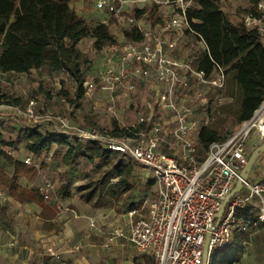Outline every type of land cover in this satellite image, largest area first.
<instances>
[{
    "label": "built area",
    "instance_id": "1",
    "mask_svg": "<svg viewBox=\"0 0 264 264\" xmlns=\"http://www.w3.org/2000/svg\"><path fill=\"white\" fill-rule=\"evenodd\" d=\"M141 1L93 0L94 8L101 13L98 22L109 24L111 15L117 19L123 17L142 34V38L139 41L127 39L122 43L116 40L95 50L101 58V67L93 78H84L81 83L82 93L83 96H89L98 89L113 102L114 96L119 93L126 95L138 83L154 80L164 85V90L157 94L156 103L172 111L174 126L170 134L178 144L177 154L159 148L165 139L150 105L148 112L140 115L135 124L126 126L131 134L120 136L94 126H73L69 113L76 103L74 88L70 91V100L54 92L50 93V99L66 100L65 113L46 108L44 115L39 114L34 97H30L24 107L0 100V111L18 118H28L32 125L66 136L71 141H93L150 170L157 184L156 198L147 205L142 202L128 208L124 222L110 226L103 247H109L121 238L136 252L149 253L152 264H201L205 234L247 161V147L254 148L264 142V98L250 117L236 124L226 139L211 142L204 156L199 157L196 147L199 126L190 117L193 109L183 103V99L175 101L173 97L177 90L188 89L194 82L207 121V109L210 107L208 91L213 92L215 99L222 100L217 91L225 83L223 68L216 64L213 75L207 77L204 71L195 68V55L179 57L175 54L176 50L184 51L190 36L197 34L191 29L186 17V8L192 0H152L157 5L173 6L169 7V15L163 20L161 31L166 32L163 35H156L146 28V9L136 15L135 9L143 7H134V14H124L128 6L133 3L137 5ZM243 22L264 35V0L257 1L255 12L246 11ZM169 31L175 34L170 35ZM196 41L200 47L205 48L200 36ZM43 69L48 71L47 78L55 74L51 79L58 89L62 87L65 78H70L64 68L54 70L51 66H45L35 71ZM11 73L14 74L0 73V79ZM73 86L76 87L74 83ZM112 105H109V110ZM51 155L52 151H47L46 163H49ZM22 161L38 167L30 157H24ZM255 177L256 174L249 173L246 179H242L241 190L228 201L222 217L212 228L208 244L209 259L212 252L228 242L233 231L247 232L252 223H264V172ZM116 180L117 177L111 179L112 182ZM37 190L43 201L54 204L56 186L53 180L44 178ZM253 198L255 201L251 202ZM54 202L58 210L74 214L73 209L59 204L57 199ZM247 206L257 208L256 212L253 215L237 214ZM93 224V219H90V225ZM48 252L56 256L51 249Z\"/></svg>",
    "mask_w": 264,
    "mask_h": 264
},
{
    "label": "trees",
    "instance_id": "2",
    "mask_svg": "<svg viewBox=\"0 0 264 264\" xmlns=\"http://www.w3.org/2000/svg\"><path fill=\"white\" fill-rule=\"evenodd\" d=\"M72 0H0V73L14 72L28 74L32 69L51 66L54 70L64 68L74 87L76 101L82 97V81L85 78L83 64L85 60L78 43L88 38L94 50H99L107 44L114 43L116 37L111 32L110 25L96 21L89 23L83 15L78 14L71 6ZM249 7L236 8L233 14L226 13L220 6V0H192L186 8V17L190 27L197 34H192L190 40H198L199 36L205 48L192 53L196 56L194 66L205 72L207 77L213 75L215 65L223 68L225 83L218 93L222 100L215 99L213 92L208 91V119L199 126L196 147L199 157H203L208 145L213 141H222L228 135L222 134L227 124H237L247 119L264 98V43L262 34L243 22L246 11L255 12L258 0H248ZM155 6V4H154ZM151 9H154L152 7ZM143 12L135 9L136 15ZM195 21H192V20ZM123 36L130 40H141L142 34L134 27L123 31ZM194 82L190 85L194 88ZM64 80L62 82V87ZM58 89L55 93L65 99H71L68 89ZM50 94V93H49ZM0 92V99L4 98ZM50 96V95H49ZM18 105V97L2 101ZM16 103V104H15ZM2 115L0 114V119ZM6 120H0V165L2 173L0 180L8 189L9 194L20 201L35 202L43 207H49L42 201L37 187L24 186L19 178L34 182L38 168L24 163L5 151L23 143L24 153L35 161L41 150H48L52 144L64 145L65 152L62 160L68 167L73 164L75 157L93 161L98 158L99 165L104 171L92 181L76 186L81 191L80 198L90 202L106 192L120 186L122 190L131 187L129 177L135 164L122 155L104 149L93 141H71L66 136L41 130L34 125L19 127L13 139H4L2 129ZM95 125L94 121L88 122ZM97 127V126H96ZM109 133L120 136L130 135L126 126H120L115 121ZM10 138V137H9ZM117 177L111 182V177ZM69 181L57 188L59 196H70ZM238 215L254 214V209L247 206ZM264 226L256 221L253 225ZM52 225L50 226V228ZM248 237L247 232L233 231L228 242L212 252L209 264H232L241 250L243 241Z\"/></svg>",
    "mask_w": 264,
    "mask_h": 264
},
{
    "label": "rangeland",
    "instance_id": "3",
    "mask_svg": "<svg viewBox=\"0 0 264 264\" xmlns=\"http://www.w3.org/2000/svg\"><path fill=\"white\" fill-rule=\"evenodd\" d=\"M152 0H143L137 5L132 4L126 9L125 15L134 14V7H143L142 10H147V16L145 19V26L148 30H151L156 35H163L165 31H161V26L163 25V20L169 15L170 9L168 8H158L166 4H155ZM70 6L80 15H83L89 23H96L100 17V12L94 8L93 0H72ZM220 6L226 13L233 14L236 8L245 9L249 7L248 0H220ZM154 7V9H151ZM136 17V16H135ZM109 25L111 32L116 37L118 42H123L127 40L123 36V31L131 27L130 23L125 20V18L117 19L113 15L109 17ZM170 35L175 34L173 31H169ZM262 41L264 43V35L262 36ZM78 48L83 55L85 60L83 68L86 70V79L93 78L98 70L101 67V58L97 51L91 48V40L88 38L82 39L78 43ZM188 51L190 54L199 51V45L197 41L191 39L188 45ZM175 54L181 53L176 50ZM55 75V74H52ZM51 76L47 78L48 71L45 69L41 71H31L28 74H9L4 76L3 79H0V92L4 95V98H1V101L9 100L11 97H18V105L24 106L30 97H34L36 100V110L39 114L44 115L46 110L49 111L57 110L61 113L67 112L65 101H56L50 99L51 92H54L58 89V86L51 79ZM67 79V78H65ZM62 88L73 91V84L70 80H65ZM194 84L193 90L192 87H189L185 90H177L173 99L184 100L187 106L192 107L193 114L190 116L192 119L196 120L198 126L202 123H205L206 119L204 117L203 106L198 95L199 90ZM164 90V85L157 83L154 80H150L144 84L138 83L134 90L129 91L126 95H120V93L114 96L113 102L109 101L108 95L101 92L98 89H95L89 96H83L72 108V112L69 113L70 120L75 128H87L90 124L88 122L94 121L97 128L109 129L112 125V122L115 121L120 126H131L135 124V121L142 114H145L149 110V105L153 108L157 121L162 127V136L165 139V142L159 146L160 149L165 150L171 154H177L178 144L175 140L172 139L170 131L174 126V122L171 119L172 111L168 108H161L157 103V94L161 93ZM71 94V93H70ZM16 104V103H15ZM113 104V105H112ZM212 103H210L211 105ZM109 105L111 110H109ZM212 106V105H211ZM42 107V108H41ZM47 108V109H46ZM195 111V113H194ZM0 120H6L4 125L6 128L2 129L4 139H13L16 136V132L19 130V127H25L26 125H31V122L28 118H18L10 113H2ZM236 124H227L226 127L222 130V134L230 135L234 130ZM45 127V126H43ZM43 130V128H39ZM10 137V138H9ZM253 141V138L250 139V142ZM6 148L13 152H18L20 156L24 153L23 143L21 141L17 142V145ZM253 149V146H248L247 151ZM15 153V154H16ZM62 152L56 151L51 160L53 161L54 167H57L61 164H65L62 160ZM100 160L98 158L93 161L87 160L82 157H75L73 164L67 167L65 172L62 170L58 171V175L64 174L66 181H69L68 190L70 191V197H72V202L79 201L81 191L76 190L77 183H85L92 181L100 175L105 167L99 165ZM264 172V153L261 154L254 165L250 169V173L256 174L257 178ZM114 176L111 177V179ZM75 181V182H74ZM112 182V181H111ZM129 182L131 187L128 190H122L120 186L114 188L110 192L102 194L98 198H92L90 201L91 205L98 204H113L116 207L122 208L131 205H140L142 202H145L146 205L150 202H153L157 195V184L151 177V172L148 168L135 163L133 165V172L131 177H129ZM63 181H55L56 185V195L58 196L57 188ZM113 200V201H112ZM81 201V200H80ZM255 201V198L251 202ZM256 212L257 208H253ZM106 229L101 231V235L98 244V251L96 253L97 263L98 264H113V259L111 254L113 252V245L109 247H102L101 243L105 237ZM248 237L243 242L240 252L238 253L237 259L232 264H261L263 259L264 251V226H255L248 227L247 230ZM90 236L88 235L87 238Z\"/></svg>",
    "mask_w": 264,
    "mask_h": 264
},
{
    "label": "crops",
    "instance_id": "4",
    "mask_svg": "<svg viewBox=\"0 0 264 264\" xmlns=\"http://www.w3.org/2000/svg\"><path fill=\"white\" fill-rule=\"evenodd\" d=\"M163 7L168 8L169 6L162 5L158 8ZM186 54H190L188 46L176 56L184 57ZM49 150L52 151V157L56 151L63 154L65 147L52 144L48 150L40 151L35 158L36 162L42 163L37 167L36 180L30 183L19 178L21 185L37 187L44 178L53 180L54 185L57 180L64 182L65 175H58V171L65 172L67 166L61 164L54 167L51 158L49 163H46L45 156ZM5 151L19 160H23L24 157L31 158L25 153L20 156L18 152L6 148ZM47 164L48 167H46ZM1 173L2 165H0V175ZM75 184L80 183L75 182ZM53 199L54 204L42 200L49 209H43L35 202L20 201L9 194L8 189L0 180V264H98L97 241L101 231L106 229L107 234L110 226L122 224L128 208L137 206L129 204L127 207L119 208L113 204V200L112 204L107 205H91L83 199L72 202V197L57 196L56 193ZM56 199L59 204L73 209L74 214L58 210L54 202ZM90 219H93V225H90ZM88 235L89 238H87ZM112 245L114 246L111 254L113 264H152V257L149 253L136 252L121 238H118ZM48 249L54 251L56 256L50 255Z\"/></svg>",
    "mask_w": 264,
    "mask_h": 264
},
{
    "label": "water",
    "instance_id": "5",
    "mask_svg": "<svg viewBox=\"0 0 264 264\" xmlns=\"http://www.w3.org/2000/svg\"><path fill=\"white\" fill-rule=\"evenodd\" d=\"M264 153V142L256 145L249 153L247 161L245 165L241 168L239 172V176L235 180L234 187L231 189L227 197L223 200V203L217 212L213 224H211L208 227V231L205 234V242H204V247H203V256H202V263L201 264H207L209 257H208V244H209V239L211 236V230L214 227L215 223L219 221V219L222 217L223 212L227 206L228 201L235 195L237 194L241 188H242V179H246L250 173L251 167L254 165L256 162L257 158Z\"/></svg>",
    "mask_w": 264,
    "mask_h": 264
}]
</instances>
